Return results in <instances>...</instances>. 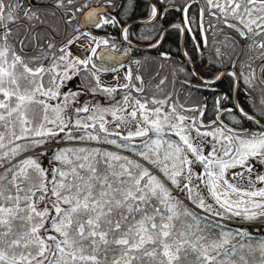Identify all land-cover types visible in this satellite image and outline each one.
I'll return each instance as SVG.
<instances>
[{
	"label": "snow or ice",
	"instance_id": "obj_1",
	"mask_svg": "<svg viewBox=\"0 0 264 264\" xmlns=\"http://www.w3.org/2000/svg\"><path fill=\"white\" fill-rule=\"evenodd\" d=\"M0 264H264V0H0Z\"/></svg>",
	"mask_w": 264,
	"mask_h": 264
},
{
	"label": "flooded vegetation",
	"instance_id": "obj_2",
	"mask_svg": "<svg viewBox=\"0 0 264 264\" xmlns=\"http://www.w3.org/2000/svg\"><path fill=\"white\" fill-rule=\"evenodd\" d=\"M101 2H102V0H101ZM89 30L95 34H98V35H111V36L115 37V42L117 43V48L112 49L110 46H108V49H110L111 51L118 53V54H121L124 51L125 42L123 41V38L120 36L118 30L113 29L111 27H108L107 29H104V28L96 29V28L89 27ZM135 31H137V29H135ZM199 39H200L199 36H197V40H199ZM129 40H131L133 44L138 43L137 38H135L136 41H133L131 39V37L129 36ZM211 41H212V37H211V35H209V48L208 49H203V48L201 49L205 53L204 62L200 63V61L197 60V63H196V67L201 72V74H203L204 72H206L208 70L207 56L212 55ZM105 47L106 46H104V45H100L97 48V53L99 54V52H101V50L105 49ZM176 47L178 50H176ZM165 49L172 50L174 57H176V53L178 51V54H179L178 59H180V60H183V57L181 55V50H183V49H187L189 52V55H192V41L190 39V34H185L184 37H180L175 31H173L172 33L168 34L166 39L163 41V48H161V50H165ZM133 54H135V52ZM155 54L156 53L154 51L152 53V55H155ZM93 59H94V62L96 64H99V65L103 64L104 66H109L108 62L99 58V55L95 56ZM127 63L125 64V66H127ZM160 71L162 72L163 70H160ZM100 73H102V72H100ZM108 73H111V72H108ZM142 74L143 75L145 74V70H143V69H142ZM169 78H170V76H169ZM77 79H79L78 76H77ZM229 80H230V77L222 78V80L216 84V91H213L212 89H206V90L201 91V92L205 91L207 93V96H205V97L207 98L206 102L208 105V110H206V111L211 110L210 104L213 102L214 96L218 95L221 91H223L221 89V86L223 85L224 82H228ZM187 90L189 91L188 86H187ZM230 94H231V100L230 99L227 100L226 101L227 103L226 104L223 103L222 106H230L234 101H239L241 106L245 107V109L247 111L251 112V110H252L251 106L245 99V94L243 92L242 87H241L238 94H235L232 92ZM253 96L256 97L257 93H253Z\"/></svg>",
	"mask_w": 264,
	"mask_h": 264
},
{
	"label": "trees",
	"instance_id": "obj_3",
	"mask_svg": "<svg viewBox=\"0 0 264 264\" xmlns=\"http://www.w3.org/2000/svg\"><path fill=\"white\" fill-rule=\"evenodd\" d=\"M132 31H135V29H130V35L129 36L131 37V39L133 41H136L135 40L136 37H134V36L131 35V32ZM176 50H178L177 47H176ZM178 56H179V54H178V51H177V53H176L177 59L179 58ZM154 71H156V68H155L154 65H150L147 68V70L145 71V74H144L146 81H147V77L150 76ZM183 79H184V77L182 75H178L176 77L175 82H174L176 84L175 88L173 87L174 83L172 81L171 76L166 81V89L167 90H173L174 89L175 90V93L174 94H178L179 95V97L181 99V102H184L185 101L186 98L184 96V93L188 91L187 90V85H185L184 83H182V80ZM78 80H79L80 85L82 83H85L86 82V81H82L80 78ZM153 82L155 83V80ZM221 89L223 90V92H229L228 82H224L223 85L221 86ZM230 93L231 92H229V97H230V100H231V94ZM194 94H196V95H193L192 97L188 98L187 102H189V103L195 102L196 100L199 99V97H201V96H203V97L207 96V93L205 91H203V92L200 91V92L194 93ZM81 96L83 97V99H89V98L94 97L96 100H99V101H102V102H107V98L104 96V94L102 92L88 93L87 95H85L83 92H81ZM116 99H119V96H116ZM223 103L226 104L227 102L224 101V100H222L221 101V104H223ZM210 105L212 107L213 102ZM209 114H210V110L209 111H206L205 118H207Z\"/></svg>",
	"mask_w": 264,
	"mask_h": 264
},
{
	"label": "rangeland",
	"instance_id": "obj_4",
	"mask_svg": "<svg viewBox=\"0 0 264 264\" xmlns=\"http://www.w3.org/2000/svg\"><path fill=\"white\" fill-rule=\"evenodd\" d=\"M73 51L74 52H77L81 55H83V49H79L77 48L75 45L73 46ZM164 71V70H163ZM162 71V72H163ZM119 72H123V69H120ZM100 75V79H101V82L104 83V84H113V83H116L115 80L112 79V76L113 75H116V73H108V72H102V73H99ZM77 85H80L78 79H77V76H73L72 80L69 82V87H72L73 90L75 91L76 90V87ZM176 84L174 83L173 87L175 88ZM196 95V94H194ZM197 97V96H196ZM239 182V181H238ZM246 183V181H245Z\"/></svg>",
	"mask_w": 264,
	"mask_h": 264
},
{
	"label": "water",
	"instance_id": "obj_5",
	"mask_svg": "<svg viewBox=\"0 0 264 264\" xmlns=\"http://www.w3.org/2000/svg\"><path fill=\"white\" fill-rule=\"evenodd\" d=\"M103 50H104V49H103ZM103 50H101V52H99V58L102 59V60H104V61H106V62H108V63H109V66L115 67L116 62L113 61V60L108 59V58H107V54L104 53ZM108 52H111V53H113V54L116 55V56H120V54L115 53V52L111 51L110 49H108ZM120 62L126 64V63L128 62V60L125 58V59H122ZM98 65H99V64H98ZM106 67H107V66H106Z\"/></svg>",
	"mask_w": 264,
	"mask_h": 264
}]
</instances>
